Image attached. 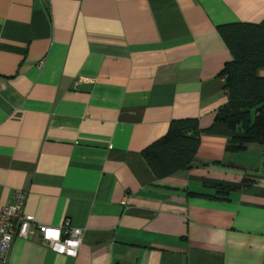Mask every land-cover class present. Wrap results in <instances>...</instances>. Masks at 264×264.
Segmentation results:
<instances>
[{"label": "crops", "instance_id": "0c3cea01", "mask_svg": "<svg viewBox=\"0 0 264 264\" xmlns=\"http://www.w3.org/2000/svg\"><path fill=\"white\" fill-rule=\"evenodd\" d=\"M264 0H0V205L84 230L76 257L17 237L7 264H264V144L216 122L233 55L219 27ZM264 77V69L259 71ZM198 119L191 168L142 155Z\"/></svg>", "mask_w": 264, "mask_h": 264}, {"label": "trees", "instance_id": "16d2710c", "mask_svg": "<svg viewBox=\"0 0 264 264\" xmlns=\"http://www.w3.org/2000/svg\"><path fill=\"white\" fill-rule=\"evenodd\" d=\"M219 31L232 52L233 61L225 65L228 103L221 107L216 122L237 133L227 146L230 152L248 144H264V20L261 23L222 25ZM198 119H175L166 135L149 144L142 155L158 180L191 168L201 145Z\"/></svg>", "mask_w": 264, "mask_h": 264}, {"label": "built area", "instance_id": "2783aa9c", "mask_svg": "<svg viewBox=\"0 0 264 264\" xmlns=\"http://www.w3.org/2000/svg\"><path fill=\"white\" fill-rule=\"evenodd\" d=\"M26 197L25 191L18 190L11 204L0 205V264H7L11 246L17 237L27 238L35 231L42 235L44 244L54 251L76 257L83 244L84 230L74 227L69 219L60 227L38 223L33 216L24 213Z\"/></svg>", "mask_w": 264, "mask_h": 264}, {"label": "snow or ice", "instance_id": "6c2138e0", "mask_svg": "<svg viewBox=\"0 0 264 264\" xmlns=\"http://www.w3.org/2000/svg\"><path fill=\"white\" fill-rule=\"evenodd\" d=\"M51 235H55V233H51Z\"/></svg>", "mask_w": 264, "mask_h": 264}]
</instances>
